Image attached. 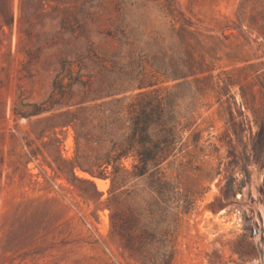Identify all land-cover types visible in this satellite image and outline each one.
<instances>
[{
  "label": "rangeland",
  "instance_id": "rangeland-1",
  "mask_svg": "<svg viewBox=\"0 0 264 264\" xmlns=\"http://www.w3.org/2000/svg\"><path fill=\"white\" fill-rule=\"evenodd\" d=\"M157 96L175 155L95 177ZM261 123L264 0H0V264H264Z\"/></svg>",
  "mask_w": 264,
  "mask_h": 264
},
{
  "label": "trees",
  "instance_id": "trees-1",
  "mask_svg": "<svg viewBox=\"0 0 264 264\" xmlns=\"http://www.w3.org/2000/svg\"><path fill=\"white\" fill-rule=\"evenodd\" d=\"M203 72L205 71L201 69L199 74ZM187 76L176 75L173 80H179ZM243 96H245L244 92ZM144 104L143 108L139 111H133L131 114L130 133L125 138L126 143L124 146L116 150L115 153L108 155L107 159L100 165V168L105 165L101 173H92L95 177L102 178L110 172L112 182L115 183L121 170L129 172L123 165L122 160L133 156L135 161L132 165L131 174L134 177H143L150 173L151 177L154 178L156 176L153 175L160 169L161 165L175 155L179 143L177 127L166 119L167 117H172V99L157 96L155 99L148 98ZM154 125L159 128L158 132L160 133L158 135L155 128L152 127ZM256 137L255 152L256 154L264 153V123L259 125ZM110 166L113 169L107 171ZM155 181L156 187L154 191L160 194L164 182L160 177H157Z\"/></svg>",
  "mask_w": 264,
  "mask_h": 264
},
{
  "label": "bare ground",
  "instance_id": "bare-ground-1",
  "mask_svg": "<svg viewBox=\"0 0 264 264\" xmlns=\"http://www.w3.org/2000/svg\"><path fill=\"white\" fill-rule=\"evenodd\" d=\"M263 174H264V173H263ZM255 177H256V176H255ZM255 177H254V179H255ZM95 180H96L97 185H98V187H99L100 189L103 190V189L106 188V183H104V182L101 181V180H97V179H95ZM256 205H257V207H258V205H259V201H257ZM262 214H263V217H264V210H263ZM262 233L264 234V229L262 230ZM263 246H264V242H263Z\"/></svg>",
  "mask_w": 264,
  "mask_h": 264
},
{
  "label": "water",
  "instance_id": "water-1",
  "mask_svg": "<svg viewBox=\"0 0 264 264\" xmlns=\"http://www.w3.org/2000/svg\"><path fill=\"white\" fill-rule=\"evenodd\" d=\"M263 168H264V166H263ZM263 173H264V169H262L261 170V172L257 175L258 177H260L261 175H263ZM260 179V178H259ZM261 231H262V229H261ZM260 245V244H259Z\"/></svg>",
  "mask_w": 264,
  "mask_h": 264
}]
</instances>
